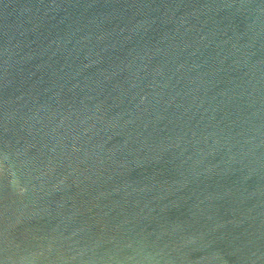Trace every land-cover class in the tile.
<instances>
[{
	"label": "water",
	"instance_id": "1",
	"mask_svg": "<svg viewBox=\"0 0 264 264\" xmlns=\"http://www.w3.org/2000/svg\"><path fill=\"white\" fill-rule=\"evenodd\" d=\"M0 264H264V0H0Z\"/></svg>",
	"mask_w": 264,
	"mask_h": 264
}]
</instances>
